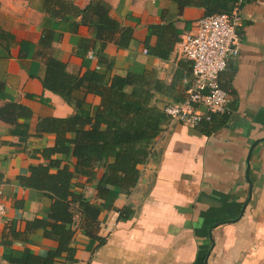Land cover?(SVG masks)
<instances>
[{"label":"crops","instance_id":"crops-1","mask_svg":"<svg viewBox=\"0 0 264 264\" xmlns=\"http://www.w3.org/2000/svg\"><path fill=\"white\" fill-rule=\"evenodd\" d=\"M44 1L0 0V107L18 103L32 111L30 120L19 122L29 126L28 138L0 121V185L7 207L0 216V264H22L26 252L46 257L59 246L29 227L47 219L51 200L23 184L31 167L49 163L41 152L55 145V135L36 136L38 120L77 114L65 98L44 88L47 61L54 58L67 73L90 77L112 60L110 77H143L149 104L163 110L186 98L192 64L181 56L179 43L206 17L199 8L180 12L167 0H101L123 29L132 30L129 46L119 48L103 46L97 26L84 25L82 16L52 18ZM67 1L84 9L92 0ZM240 10L241 50L220 77L230 97L227 122L205 135L168 119L137 186L120 194L114 209H102L88 233L84 207L73 204L75 264H264V0ZM151 26L168 27L169 33L151 34ZM134 89L128 84L123 91L131 95ZM84 98V112L101 105L95 94ZM104 170L101 164L93 184L75 178V194L102 204L94 184ZM125 209L131 217L120 220ZM56 264L72 263L59 258Z\"/></svg>","mask_w":264,"mask_h":264},{"label":"trees","instance_id":"trees-1","mask_svg":"<svg viewBox=\"0 0 264 264\" xmlns=\"http://www.w3.org/2000/svg\"><path fill=\"white\" fill-rule=\"evenodd\" d=\"M167 1L176 4L180 12L185 8L202 9L207 17L230 14L237 5L241 7L256 0ZM44 11L54 19L82 16L84 25L97 26V39L103 46L110 42L119 48H127L132 38V30L123 29L112 15L111 8L101 0H92L84 9L67 0H45ZM149 30L158 36L161 31L165 35L169 33L168 27L151 26ZM104 66V71L93 72L90 77H80L67 73L63 62L54 58L47 61L44 88L65 98L70 106L75 107L77 114L68 118L47 117L38 120L36 136L55 135V145L41 152L49 163L31 167L30 176L23 179V184L44 193L51 204L47 219H37L29 227L43 230L45 238L55 240L59 246L46 257L26 252L22 255V264H56L59 258L77 263V251L72 246L75 239L72 205L77 203L80 208L84 207V230L88 233V228L97 222L102 209H114L113 203L118 196L131 194L137 186L141 167L153 156L155 137L169 119L164 109L149 104L150 97L144 91L146 80L143 77L136 80L130 76L110 77L113 61L108 60ZM128 84L135 86L131 95L123 91ZM77 93H82L83 97H78ZM87 94L101 98V105L92 113L82 110ZM229 116L227 112L213 114L210 122H203L196 128L210 135L225 125ZM31 117L32 111L18 103L0 107V121L15 125L26 133L23 136L27 138L30 136L29 126L19 122ZM56 154L65 155L67 159H53L51 156ZM72 159L76 163L73 164ZM101 164L104 165V174L94 187L97 199L103 203L97 205L82 195H76L73 181L77 177H85L93 184ZM131 214L129 209H125L120 212L119 218L128 220Z\"/></svg>","mask_w":264,"mask_h":264},{"label":"built area","instance_id":"built-area-1","mask_svg":"<svg viewBox=\"0 0 264 264\" xmlns=\"http://www.w3.org/2000/svg\"><path fill=\"white\" fill-rule=\"evenodd\" d=\"M242 20L240 5H237L230 14L200 19L195 32L182 37L179 51L192 64L191 81L184 101L164 107L169 119L196 127L210 122L213 114L228 111L230 97L221 87L220 77L227 70L229 60L240 53ZM6 211L0 185V216Z\"/></svg>","mask_w":264,"mask_h":264}]
</instances>
